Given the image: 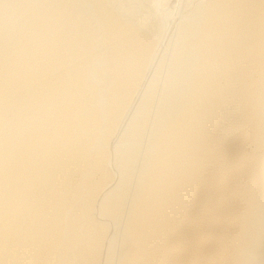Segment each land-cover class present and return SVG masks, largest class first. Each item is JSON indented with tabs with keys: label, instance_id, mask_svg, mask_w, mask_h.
Masks as SVG:
<instances>
[{
	"label": "bare ground",
	"instance_id": "obj_1",
	"mask_svg": "<svg viewBox=\"0 0 264 264\" xmlns=\"http://www.w3.org/2000/svg\"><path fill=\"white\" fill-rule=\"evenodd\" d=\"M0 264H264V0H0Z\"/></svg>",
	"mask_w": 264,
	"mask_h": 264
}]
</instances>
